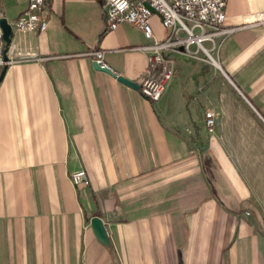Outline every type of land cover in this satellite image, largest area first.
<instances>
[{
    "label": "crops",
    "instance_id": "crops-1",
    "mask_svg": "<svg viewBox=\"0 0 264 264\" xmlns=\"http://www.w3.org/2000/svg\"><path fill=\"white\" fill-rule=\"evenodd\" d=\"M0 1L8 23L28 3ZM261 11L264 0H227L234 30L202 42L210 56L174 53L155 102L87 54L139 86L137 47L153 39L129 23L108 30L102 0H45L44 31L12 28L26 59L0 81V264H264ZM150 23L166 35L157 14ZM79 168L89 183L75 188Z\"/></svg>",
    "mask_w": 264,
    "mask_h": 264
},
{
    "label": "built area",
    "instance_id": "built-area-1",
    "mask_svg": "<svg viewBox=\"0 0 264 264\" xmlns=\"http://www.w3.org/2000/svg\"><path fill=\"white\" fill-rule=\"evenodd\" d=\"M106 25L108 30L115 29L121 23H129L141 30L146 38L153 41L137 47L147 53L146 64L142 73L141 82L138 86L139 93L150 102L157 101L165 92L174 74V53L195 57L199 50H204L210 56V50L202 48V42L214 39H222L234 28L225 27L224 7L227 0H102ZM148 4L159 16L161 26L167 31L160 39L153 36L150 17L153 12L145 6ZM1 6V1H0ZM45 0H28L27 8L12 23L11 28L18 30L44 31L47 23L43 10ZM256 21L264 24V11L257 13ZM188 22V23H187ZM198 30V32L195 31ZM183 33V34H181ZM195 46V49L190 48ZM17 53V58L4 60V40L0 26V70L3 65L13 61L26 59L23 55V46L12 44ZM216 48H211V50ZM94 56L96 64L110 68L103 62V51L93 50L87 52ZM66 57V55H59ZM115 77H119L118 71L111 70ZM205 124L209 132L213 131V112H205ZM69 179L75 188L86 186L89 179L83 168L76 169L69 173ZM249 215V212H246Z\"/></svg>",
    "mask_w": 264,
    "mask_h": 264
},
{
    "label": "water",
    "instance_id": "water-1",
    "mask_svg": "<svg viewBox=\"0 0 264 264\" xmlns=\"http://www.w3.org/2000/svg\"><path fill=\"white\" fill-rule=\"evenodd\" d=\"M145 6L148 7L153 13H156L152 8H150L148 6L147 3H145ZM0 26L2 29V37L4 40L3 58H4V60H7L6 51L8 49L10 42H11V39L13 36V30L10 26V23H8L5 18H0ZM6 67H7V65H3L1 70H0V81L3 78ZM95 67L100 69V70H103L105 72L112 73L108 68L99 66L98 64H95ZM117 79L120 82H122L128 86H131L133 88H138V84H136L135 82H133L131 80L126 79L123 76H119V77H117ZM90 224H91L93 232H94L96 238L99 240V242H101L105 246H108L109 245V237H108L106 228L103 225L101 219L97 216H94L90 219Z\"/></svg>",
    "mask_w": 264,
    "mask_h": 264
},
{
    "label": "rangeland",
    "instance_id": "rangeland-1",
    "mask_svg": "<svg viewBox=\"0 0 264 264\" xmlns=\"http://www.w3.org/2000/svg\"><path fill=\"white\" fill-rule=\"evenodd\" d=\"M188 23V22H187ZM181 34H183V33H181Z\"/></svg>",
    "mask_w": 264,
    "mask_h": 264
}]
</instances>
